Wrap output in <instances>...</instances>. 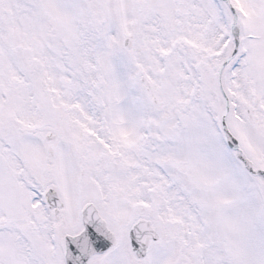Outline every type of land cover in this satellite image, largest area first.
<instances>
[{
    "label": "snow or ice",
    "instance_id": "6c2138e0",
    "mask_svg": "<svg viewBox=\"0 0 264 264\" xmlns=\"http://www.w3.org/2000/svg\"><path fill=\"white\" fill-rule=\"evenodd\" d=\"M0 264H264V0H0Z\"/></svg>",
    "mask_w": 264,
    "mask_h": 264
}]
</instances>
